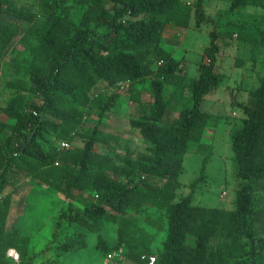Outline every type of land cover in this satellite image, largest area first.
<instances>
[{
    "label": "trees",
    "instance_id": "1",
    "mask_svg": "<svg viewBox=\"0 0 264 264\" xmlns=\"http://www.w3.org/2000/svg\"><path fill=\"white\" fill-rule=\"evenodd\" d=\"M205 1L0 0V60L12 45L20 47L5 68L2 64L0 80V89L13 92L0 105V264H15L6 258L10 248L19 253L20 264H33L27 258L29 238L6 229L12 197L27 180L67 202L57 229L65 223L115 224L122 264H147L142 258L150 256L156 257L154 264H264V28L231 21L223 28L207 15ZM227 1V15L247 7L264 9V0ZM191 25L196 30L213 26L196 78H189L183 60L163 45L167 27ZM226 39L247 46L252 60L257 50L263 55L258 86L245 103L236 104L244 118L231 134L239 182L229 210L193 204L206 156L189 194L176 195L181 186L176 177L190 145L197 144L200 153L206 150L201 141L212 115L201 104L226 80L216 65L218 42ZM243 64L237 59L235 67ZM145 82L149 104L139 88ZM124 87L139 108V117L129 123L147 144L146 153H99L96 145L115 141L101 127ZM167 112L176 117L164 124ZM92 113L98 120L86 128L85 118ZM75 138L82 146L59 149L60 142ZM149 206L164 212L167 226L156 254L154 237L141 231L138 221ZM144 222L164 227L151 216ZM62 249L68 251L70 243Z\"/></svg>",
    "mask_w": 264,
    "mask_h": 264
},
{
    "label": "rangeland",
    "instance_id": "2",
    "mask_svg": "<svg viewBox=\"0 0 264 264\" xmlns=\"http://www.w3.org/2000/svg\"><path fill=\"white\" fill-rule=\"evenodd\" d=\"M19 4L31 0H15ZM190 4L195 0H184ZM229 3L227 0H206L204 7L207 15L218 25L225 27L228 21L234 23H247L264 28V9L260 7H247L243 11L227 15ZM26 27V26H24ZM23 27V29H24ZM212 25H202L196 30L194 25L186 29H169L165 31L163 45L176 59L183 60V69L189 78L198 76V65L206 61L203 56L204 49L209 45L208 33ZM220 52L217 56V71L226 76V80L211 95L202 102L201 108L212 115V119L206 128L202 144L206 150L203 153L198 150L197 144H191L189 151L183 158L182 173L176 177L181 184L176 191L177 199L190 192V185L201 175L203 158L208 161L204 168V180L200 182L194 191L193 204L206 208L233 209L235 194L239 180L236 178V168L231 150V134L239 127L244 114L236 104L245 103L248 92L256 88L262 77V53L255 52V60L251 59L247 46L235 42L220 40ZM20 47L12 45L0 60L5 64L10 57L15 56V51ZM237 59L244 60L241 67H235ZM8 75L6 73V79ZM142 91V100L149 104L152 101L149 82L139 87ZM126 87L118 90L119 98L115 106L108 113L102 124V130L114 137L111 146L96 145L99 153L112 156H123L127 153L136 156L146 153L147 144L132 129L129 121L139 117L138 106L129 100ZM3 95L0 101L10 98L13 92L0 89ZM170 90L168 89L166 94ZM1 101V104L4 102ZM176 113L167 112L164 116V124H169ZM95 113L85 118L84 126L90 128L97 122ZM80 138H75L70 143L71 148L82 146ZM14 200L11 201V215L9 229L16 231L19 236L28 237L30 240L27 258L33 264L51 262V264H100L104 254L109 251H117L116 229L111 222L100 220L94 227L87 225L63 224L59 229L55 227L59 214L66 208L67 202L56 191L37 184L34 181H25L15 191ZM146 216L156 218L164 227L157 230L144 222ZM141 231L154 237L152 243L153 253L161 250L162 243L167 234L164 212L153 207H146L138 215ZM97 226V228H95ZM54 232L56 235L54 236ZM190 244L192 238H188ZM217 240H213L211 246H215ZM70 243V249L64 251L62 245Z\"/></svg>",
    "mask_w": 264,
    "mask_h": 264
},
{
    "label": "built area",
    "instance_id": "3",
    "mask_svg": "<svg viewBox=\"0 0 264 264\" xmlns=\"http://www.w3.org/2000/svg\"><path fill=\"white\" fill-rule=\"evenodd\" d=\"M196 1V0H195ZM188 4H190L188 2ZM3 74V66L0 62V80L2 79ZM71 147L70 143L68 141H62L59 143V149L61 150H67ZM6 258L12 263L20 264V255L15 249H8L6 251ZM142 259H146L147 264H154L156 261L155 256H150L148 258L143 257ZM123 261V254L122 251H109L106 254L103 255L102 261L100 264H122Z\"/></svg>",
    "mask_w": 264,
    "mask_h": 264
},
{
    "label": "crops",
    "instance_id": "4",
    "mask_svg": "<svg viewBox=\"0 0 264 264\" xmlns=\"http://www.w3.org/2000/svg\"><path fill=\"white\" fill-rule=\"evenodd\" d=\"M172 28H175V27H167V28H166V31L169 30V29H172ZM175 29H181V28H175ZM182 30H183V29H182ZM164 38H165V33H164V35H163V39H164ZM27 181H29V180H27ZM27 181H26V182H27ZM14 197H15V194H14L13 197H12L13 200H14ZM10 215H11V209H10V211H9V215H8V219H7V223H6V229H7V230H10V229H9L10 227L8 226V225H9ZM102 258H103V256H102ZM102 258H101V260H100V263H101V261H102Z\"/></svg>",
    "mask_w": 264,
    "mask_h": 264
}]
</instances>
